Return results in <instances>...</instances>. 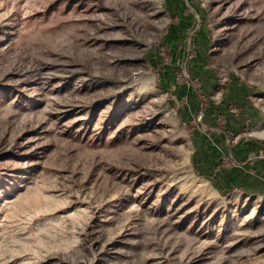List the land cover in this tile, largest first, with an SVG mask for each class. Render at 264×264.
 Returning <instances> with one entry per match:
<instances>
[{"label": "rangeland", "instance_id": "obj_1", "mask_svg": "<svg viewBox=\"0 0 264 264\" xmlns=\"http://www.w3.org/2000/svg\"><path fill=\"white\" fill-rule=\"evenodd\" d=\"M0 264H264V0H0Z\"/></svg>", "mask_w": 264, "mask_h": 264}]
</instances>
